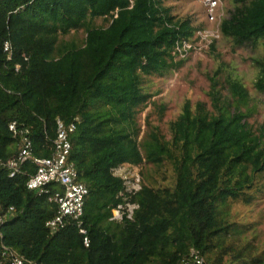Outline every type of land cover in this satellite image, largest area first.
<instances>
[{
    "label": "trees",
    "instance_id": "16d2710c",
    "mask_svg": "<svg viewBox=\"0 0 264 264\" xmlns=\"http://www.w3.org/2000/svg\"><path fill=\"white\" fill-rule=\"evenodd\" d=\"M165 1L0 0V160L18 150L10 122L29 129L35 156L49 157L56 119L77 118L70 159L87 188L81 224L65 220L50 233L45 222L57 204L25 187L35 165L26 161L12 177L0 167V204L16 209L0 226L3 240L24 258L38 264H178L194 249L208 264H224L227 256L264 264V253L248 257L226 241L242 232L230 203L250 204L264 174V130L246 121L242 83L226 76L224 97L215 71L208 76L210 107L186 98L168 123V138L147 120L140 135L137 114L151 97L143 77L179 69L186 58L174 59V42L204 25L176 18ZM231 1L220 36L237 47L264 40V0ZM97 17L106 25H93ZM79 30L80 42L60 38ZM255 65L254 87L264 91V52ZM121 163L168 166L172 176L156 185L141 171L133 218L113 222L122 183L110 169Z\"/></svg>",
    "mask_w": 264,
    "mask_h": 264
},
{
    "label": "rangeland",
    "instance_id": "374dc122",
    "mask_svg": "<svg viewBox=\"0 0 264 264\" xmlns=\"http://www.w3.org/2000/svg\"><path fill=\"white\" fill-rule=\"evenodd\" d=\"M223 15L227 16L232 8L231 0H221ZM172 14L176 18H189L193 24L203 23L207 26L206 13L200 0H166ZM95 26H105L106 21L102 17L92 20ZM82 30L70 32L60 37L64 41L83 39ZM264 52V40L260 39L256 44H245L242 47L234 46L228 38H220L215 41L213 49L191 52L177 70H172L162 77L145 76L142 80V88L151 95L149 102L137 114V124L140 126V135L146 129V120L157 126L165 138L169 137L168 123L179 113L184 99L191 103L203 101L210 107L207 96L209 90L208 76L218 71L217 80L220 84L221 93L227 96L225 77L238 79L248 92L247 101L241 105L246 113V121L251 127L261 132L264 130V91L255 89L254 82L259 74V68L255 65V59L262 57ZM154 101V104L151 102ZM164 106L161 113L160 107ZM140 173L147 171L156 181V185L167 182L172 176V170L166 166L163 169L155 168L149 164L137 166ZM163 176L166 177L163 180ZM255 193L252 202L245 204L241 201L230 203V217L238 223L241 234L226 236L228 244L236 249L242 248L249 256L264 253V174L260 176L255 185ZM231 256L225 257L224 264H240Z\"/></svg>",
    "mask_w": 264,
    "mask_h": 264
},
{
    "label": "built area",
    "instance_id": "2783aa9c",
    "mask_svg": "<svg viewBox=\"0 0 264 264\" xmlns=\"http://www.w3.org/2000/svg\"><path fill=\"white\" fill-rule=\"evenodd\" d=\"M206 13L207 26L198 28L188 39H177L174 42L172 55L174 59H184L191 52L209 47L213 41L220 38L219 24L223 15L221 0H200ZM8 44H5V49ZM77 118L65 122L56 119V136L52 141V152L49 157H38L33 154L32 141L28 128L12 121L8 124L13 137L16 138L18 150L11 158L0 160V167L7 169L10 177L21 171L26 161L35 165V171L28 175L25 187L37 195L47 194L48 201L57 204L55 214L45 222L49 232H55L65 220H73L81 224L86 186L77 179L74 162L70 159L71 136L76 129ZM111 174L121 180L122 188L117 194L118 203L111 209L109 219L113 222L131 220L138 203L133 196L141 189L142 177L136 165L121 163L110 169ZM16 209L11 205L3 207L0 204V226L7 217L14 215ZM81 233L85 230L79 228ZM83 244L88 246L89 239L83 238ZM0 264H38L28 260L8 246L0 228ZM178 264H208L204 257L194 249L190 250L187 259H181Z\"/></svg>",
    "mask_w": 264,
    "mask_h": 264
},
{
    "label": "clouds",
    "instance_id": "9594fccd",
    "mask_svg": "<svg viewBox=\"0 0 264 264\" xmlns=\"http://www.w3.org/2000/svg\"><path fill=\"white\" fill-rule=\"evenodd\" d=\"M140 172V171H139Z\"/></svg>",
    "mask_w": 264,
    "mask_h": 264
}]
</instances>
